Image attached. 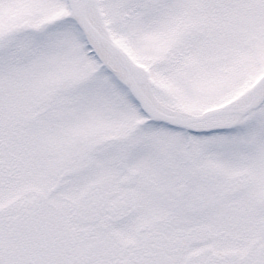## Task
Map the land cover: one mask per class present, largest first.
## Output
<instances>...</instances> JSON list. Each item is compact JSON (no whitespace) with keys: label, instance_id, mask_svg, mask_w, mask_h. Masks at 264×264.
<instances>
[{"label":"snow or ice","instance_id":"6c2138e0","mask_svg":"<svg viewBox=\"0 0 264 264\" xmlns=\"http://www.w3.org/2000/svg\"><path fill=\"white\" fill-rule=\"evenodd\" d=\"M0 264H264V0H0Z\"/></svg>","mask_w":264,"mask_h":264}]
</instances>
